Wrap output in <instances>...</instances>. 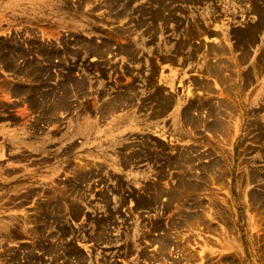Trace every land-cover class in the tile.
I'll list each match as a JSON object with an SVG mask.
<instances>
[{
	"label": "rangeland",
	"instance_id": "rangeland-1",
	"mask_svg": "<svg viewBox=\"0 0 264 264\" xmlns=\"http://www.w3.org/2000/svg\"><path fill=\"white\" fill-rule=\"evenodd\" d=\"M259 196L264 0H0V264H264Z\"/></svg>",
	"mask_w": 264,
	"mask_h": 264
},
{
	"label": "bare ground",
	"instance_id": "bare-ground-1",
	"mask_svg": "<svg viewBox=\"0 0 264 264\" xmlns=\"http://www.w3.org/2000/svg\"><path fill=\"white\" fill-rule=\"evenodd\" d=\"M254 31H255V30H253V28H251L249 33L254 34ZM247 33H248V32H247ZM247 33H246V34H247ZM241 35H242V36H241ZM241 35H239V36H240V39H242V38L244 37L245 33H243V34H241ZM167 100L169 101V104L172 103V105H170V106H174V105H175L176 99H175L174 97H169ZM197 107H199V106L193 104V105L191 106V108H189L188 113L191 111V109H194V108H197ZM204 108H205V107H204ZM188 113H187V114H188ZM209 113H210V115L214 116L215 119L218 118V115H217V114L219 113V111H209ZM184 114L187 116L186 113H184ZM186 116H185V117H186ZM187 122H190V121L187 120ZM259 197L261 198L262 196H259ZM261 199L264 200V197L261 198Z\"/></svg>",
	"mask_w": 264,
	"mask_h": 264
}]
</instances>
